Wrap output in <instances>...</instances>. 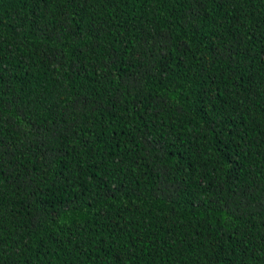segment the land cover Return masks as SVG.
I'll use <instances>...</instances> for the list:
<instances>
[{"label": "trees", "instance_id": "trees-1", "mask_svg": "<svg viewBox=\"0 0 264 264\" xmlns=\"http://www.w3.org/2000/svg\"><path fill=\"white\" fill-rule=\"evenodd\" d=\"M0 264H264V0H0Z\"/></svg>", "mask_w": 264, "mask_h": 264}]
</instances>
